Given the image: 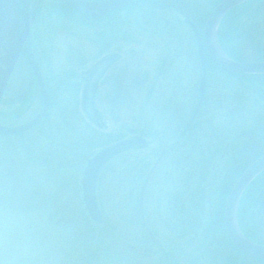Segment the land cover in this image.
<instances>
[{
  "label": "rangeland",
  "instance_id": "obj_1",
  "mask_svg": "<svg viewBox=\"0 0 264 264\" xmlns=\"http://www.w3.org/2000/svg\"><path fill=\"white\" fill-rule=\"evenodd\" d=\"M30 1L32 2L28 0ZM45 13L49 16L48 8L44 10ZM263 13L264 11H261L257 18V24H260H258V27L260 26L258 30L248 29L251 32L250 36L255 38L260 36L264 39ZM60 14V8H57L52 20L47 16L44 17L45 21L41 18L39 28L35 30L38 33L33 34L35 49L43 67L46 70L50 67L55 73L72 71L78 75L75 80L81 86L77 106L67 102L72 101L74 95L72 93L66 95L62 101L65 109L69 107L68 119L61 120L57 110L52 111L53 128L56 130L58 128L63 133L67 130L70 139L74 138L85 145V140L81 135V138L76 135V130L82 132L85 138H90V134L82 130L86 124L92 127L94 125L82 114L83 80L81 75L94 67L103 55L117 53L120 59L111 72L119 71L120 74L117 77L119 82L116 79L112 86L108 84L102 86L94 97L95 107L104 116V121L108 125L104 132L112 136L129 137L137 134L139 128L144 126L147 132L150 131L148 140L152 146L150 144L146 150L133 151L118 157L99 183L98 195L104 221L97 232L98 247L93 246L82 250L81 245L72 242V236L69 235L73 227L65 223L66 217L62 216L64 208L60 202L64 197L66 200H72L70 204L75 206L79 204V199L74 196L77 194V187L70 182L68 176L71 169L62 170L64 175L61 176V180L69 181L70 184L54 186L48 178L56 174L50 172L47 177L42 176L44 185L51 191L49 194L53 193L55 188L61 189L57 192L59 196L57 202L53 203L50 197L44 206L33 210L26 206L19 210L2 203L0 205V264H160L158 255L154 252L140 251L145 247L146 241L142 246L136 245L135 227L140 232L137 237L142 238L143 231L148 233L150 230L147 225L150 218L148 219L145 215L149 212L148 207H153L150 211L152 216H157L159 213L155 209L162 201L164 178L161 173L167 169V165L164 162H157L158 165L154 166L158 168L157 171L155 168L152 169V166L162 148L166 144L174 143L176 135L173 130L177 121L176 119L168 121L169 115L175 113L172 109L170 111L166 109L175 104L172 94L167 93L165 88L162 93L152 94L150 97L149 91L154 84L162 83L164 86L166 74L170 73L171 80L168 85L172 83L179 88L178 103L180 101L181 105L185 106L187 121L190 119L197 103L202 78L195 36L192 29L184 23V17L173 11H157L150 18L151 20L142 18L141 14H138L140 20L135 16L124 24L113 23L114 26H109L111 22L75 23ZM253 20L248 18L243 22H246V25L249 23V28H252L253 25H250V22ZM136 21L141 27L136 25ZM120 29L126 32L125 35ZM103 39L111 40L107 50L103 49L102 42L105 41ZM209 79L212 85H218L225 80V77L212 71ZM140 85L141 89H139ZM215 89L216 98L223 96L225 91L221 85ZM182 101L185 104H182ZM38 109L39 106L33 105L27 115L11 124L27 122ZM217 110V105L213 106V110L207 114L206 119L218 114L223 117L224 112L218 113ZM204 115L195 121V125L197 124L195 137L201 142L203 152L210 150L209 152L212 151L211 154L214 155L210 160L207 156V163L204 164L210 168L211 176L202 177L201 169L193 171L190 168L192 160L199 159L201 150H193L190 136L185 140L181 138L183 128H180L179 144L183 142L181 141L183 139L186 143L183 147H190V149L188 159H183V154H179V215L182 212L193 211L190 207H195L193 201L199 200L198 195L200 197L202 187L206 214L211 217L218 208L223 176L230 165L228 152L220 153L216 150L217 143L211 145L206 141V138L213 135L211 126L199 129V125L204 127L208 122ZM228 122L232 128V120ZM235 122L237 126L234 127L242 125L244 132V129L254 125L255 120L252 116L245 115L239 116ZM244 122L246 125H243ZM151 124H154V127L148 131ZM73 129L76 130L73 131ZM94 137L96 138L93 135L91 140L93 142ZM243 138L238 140L242 146L245 142ZM41 142L47 145L42 137L35 134L32 137L31 146L33 147L34 143L42 144ZM72 170L73 178H76L80 185V171H77L76 167ZM148 174L151 178L146 188ZM186 220L191 219L189 217ZM158 224H156L157 227H159ZM179 224L183 225L181 218H179ZM189 238L179 234L180 264H213V247L204 240H199V237L193 241Z\"/></svg>",
  "mask_w": 264,
  "mask_h": 264
},
{
  "label": "trees",
  "instance_id": "obj_2",
  "mask_svg": "<svg viewBox=\"0 0 264 264\" xmlns=\"http://www.w3.org/2000/svg\"><path fill=\"white\" fill-rule=\"evenodd\" d=\"M222 1L135 0L125 9L112 13L107 17L89 18L71 10L61 0H32V2H28V0H0V124L14 125L11 123L27 115L33 105L37 107L40 105L36 78L24 52L26 39L23 16L25 10H27L30 18L33 49L44 74L52 100L48 115L36 128L14 136L0 135V205L6 203L12 208L19 210L24 209L26 206L28 209L33 210L44 206L50 197H52L53 203L57 202L56 200L59 197L57 192L61 189L55 188L54 192L49 194L51 191L46 188L42 179L43 175L47 177L50 172L56 174L48 178L51 185L60 186L71 182L77 187V194H74V196L79 199L78 206L70 204L72 200H66L65 197L60 202L64 208L62 216L66 217L65 223L73 227L70 235L68 234L72 236V242L81 245L82 250L85 248L90 249L93 246L98 247L99 237L97 232L101 225H94L89 219L82 202L80 185L76 178H73L72 169L76 167V170L80 171L81 179L82 164L92 151L126 138L123 135L112 136L110 133L99 130L95 126L92 127L86 124L82 131H87L90 134V138H85L81 134L82 132L73 129V131L76 130V135L80 138L82 136L85 140V145H83L74 140V138L70 139L67 130L63 133L62 130L53 128L52 111L57 110L61 120L68 119L69 107L65 109L62 101H64L66 95L72 93L74 94L72 101L68 100L67 102L77 106L81 86L75 80L78 77L76 73L73 72V74L72 71L55 73L50 67L47 70L43 67L35 49V36L33 35L34 32L38 33L35 30L39 28L41 18L44 20V17L47 16L52 20L55 10L60 8V15L66 16L75 23L111 22L109 26H114L115 24L113 23L122 22L124 24L135 16L140 20L138 14H141L142 18L151 20L150 18L157 11H173L181 14L184 20L190 19L193 21L202 34L208 17ZM45 8H48L49 16L46 13L44 14ZM263 9L264 0H250L231 10L223 19L219 28V40L225 53L233 60L264 61V39L260 36L257 38L250 36L251 32L248 30H258L260 26L258 27L257 18L261 11H264ZM262 17L264 22V13ZM248 18L254 19L250 22V25H253L252 28H249V23L246 25V22H243L247 21ZM136 22V25L140 26L139 22ZM120 30L125 35L126 32L122 29ZM103 40H105L102 42L103 49L107 50L110 47L111 40ZM195 42L197 46L196 38ZM206 60L208 69L206 96L197 118L206 113L204 115L206 119L207 114L216 105L218 113L224 112V115L223 117L221 114L214 116V113V117L206 119L208 122L205 123L204 127L200 125L198 127L202 130L211 126L213 135L206 138V141L211 145L217 143L215 145L217 147L216 150H219L220 153L228 152L230 165L223 176V185L217 204L218 208L214 211L215 216L210 217V215L206 214L205 195L203 196L202 194L204 189L201 187L200 197L198 195L199 200L195 199L193 201L195 207H190L191 209L194 208V214L192 212H182L179 215L183 222V225L179 224V234L184 237H190L191 241L193 239L197 240L199 237V240H204L208 245H211L213 247V258L211 256L213 264H264L263 260L249 257L236 248L228 236L224 222L226 204L235 183L249 165L264 155V76L228 74L212 62L207 52ZM212 71L224 76L225 80L218 85H212L211 79H209ZM165 79L166 84L164 86L159 83L150 87L149 96L162 93L166 88L167 93H171L173 99H175V106H168L166 109L169 111L172 109L175 113L179 112V116H176L175 113L170 114L168 121L170 119L179 120L176 126H179V129H186L187 111H185V106L181 105L180 101L178 103L179 88L172 85V83L168 85L171 80L170 73L166 74ZM220 85L225 92L223 96L216 98L215 88ZM141 88L142 86L140 85L139 89ZM183 103L185 104L182 101ZM245 115L252 116L255 123L244 129L243 132L242 125L237 128L234 126L238 117ZM83 116L87 120L84 114ZM231 120L233 123L232 128H230L228 122ZM195 121L191 128L182 133L181 138L185 140L190 136L193 150L199 151L203 147L199 139L195 137V128L197 127ZM171 125L173 124L171 123ZM243 125H246V122ZM153 127L154 124H151L148 131L153 129ZM54 131L57 132L55 133ZM136 133H141L147 138L150 135V131L147 132L144 126H141ZM35 134L42 137L47 142V145H43V142H41L42 144L34 143L32 147V137ZM93 135L96 136V138L94 137V142L91 141ZM242 137L245 139L243 146L238 142ZM183 139L181 140L183 142L179 144V154H183V159H188L190 147H183L186 144ZM209 151L203 152L201 150L199 159L192 160L193 163L190 167L193 171L201 169L200 175L202 177L211 176L210 168L204 165L207 156H209V160L214 156L211 154L212 151ZM112 164L113 162L102 173L100 183ZM65 168L71 169L68 175L70 182L61 180V176L64 175L62 170ZM189 217L191 220L187 223L186 219ZM238 218L243 234L248 239L264 245V172L245 191L240 204Z\"/></svg>",
  "mask_w": 264,
  "mask_h": 264
},
{
  "label": "water",
  "instance_id": "obj_3",
  "mask_svg": "<svg viewBox=\"0 0 264 264\" xmlns=\"http://www.w3.org/2000/svg\"><path fill=\"white\" fill-rule=\"evenodd\" d=\"M61 1L71 10L89 18H104L112 13L125 9L135 0ZM248 1L250 0H223L210 14L204 28L203 36L193 21L189 19L184 21L194 32L202 69V78L199 86V101L189 127H191L194 119L199 114L205 98L208 78L206 51L212 62L228 74L264 76V61L249 62L233 60L225 53L219 41V27L224 17L231 10ZM23 5L25 7L24 3ZM23 22L26 39L24 52L37 81L40 105L37 113L23 124H0V135L2 136H14L33 130L42 123L51 108L52 100L50 91L47 88L44 75L33 49L30 18L27 10L24 12ZM118 60V54L104 57L88 71L87 77L84 79L85 84L81 101L82 110L87 119L99 128H107V125L102 121L103 116L94 105V97L97 92L99 79L102 77L103 73ZM148 146L149 144L143 135H134L94 150L87 156L81 168L80 190L85 211L94 225H101L104 221L98 198V185L103 170L116 157L127 152L147 149ZM263 172L264 155L249 165L235 183L226 204L224 222L228 236L238 250L249 257L264 261V245L248 239L243 234L238 218L240 204L245 191Z\"/></svg>",
  "mask_w": 264,
  "mask_h": 264
},
{
  "label": "flooded vegetation",
  "instance_id": "obj_4",
  "mask_svg": "<svg viewBox=\"0 0 264 264\" xmlns=\"http://www.w3.org/2000/svg\"><path fill=\"white\" fill-rule=\"evenodd\" d=\"M110 54L111 53L103 55L101 59ZM114 66L115 64L109 67L99 79L98 91L106 84L112 86L119 76V71L111 72ZM176 116H179V112ZM190 120L191 117L186 121V129H183L182 133L188 130L187 128ZM177 123H179V120H177ZM173 132L176 135V139L173 141L176 145H174V143L166 144L158 156L159 159L156 158V162L152 166V169H154L159 161L167 165V169L161 173L164 178V184L162 185V201L161 204L158 205L159 207L155 209L159 212V215L152 216L150 211L153 210V207H148L149 212H147V214L145 213V215L148 216V219L150 218V222L147 224L150 230H148V233L143 231L144 235H141L142 238L137 237V235H140V232L137 227H135L136 229L134 228L136 233L134 238L136 245L142 246L146 241L145 247L140 249V251L154 252L155 255H158L160 264H179V126L174 127ZM152 169H150V171ZM155 170L157 171L158 168H155ZM147 176L146 188L148 187V180L151 178L149 174ZM192 210L194 214V208H192ZM213 215L214 214H212L211 217ZM157 223H159V227L156 226ZM187 223L189 222L187 221Z\"/></svg>",
  "mask_w": 264,
  "mask_h": 264
}]
</instances>
